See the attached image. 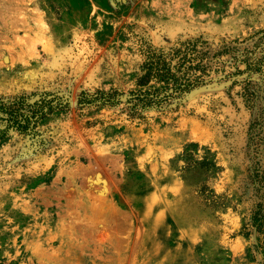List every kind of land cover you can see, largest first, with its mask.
Masks as SVG:
<instances>
[{"label":"rangeland","instance_id":"1","mask_svg":"<svg viewBox=\"0 0 264 264\" xmlns=\"http://www.w3.org/2000/svg\"><path fill=\"white\" fill-rule=\"evenodd\" d=\"M20 97L0 264H264V0H0Z\"/></svg>","mask_w":264,"mask_h":264},{"label":"trees","instance_id":"2","mask_svg":"<svg viewBox=\"0 0 264 264\" xmlns=\"http://www.w3.org/2000/svg\"><path fill=\"white\" fill-rule=\"evenodd\" d=\"M147 65V73L150 72V69L154 67L156 69L154 76L161 81H168V77L166 75H168L169 72H161L160 67H158V63L153 65V63L150 61ZM18 99L19 100L4 101L0 98V140L5 138L8 130L12 127L19 131L26 130L30 118L35 117L38 115V113H40L38 117H42L51 109L49 106L48 111L44 112V108L39 106V109L35 108V110L30 112V114L22 113L20 111V107L23 104V97ZM37 103L38 101H36L34 104L36 105ZM29 106H31V104H29Z\"/></svg>","mask_w":264,"mask_h":264}]
</instances>
